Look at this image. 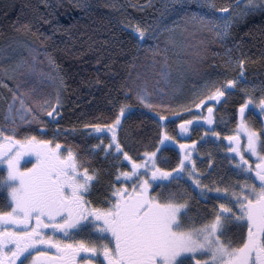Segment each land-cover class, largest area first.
<instances>
[{"label":"snow or ice","instance_id":"1","mask_svg":"<svg viewBox=\"0 0 264 264\" xmlns=\"http://www.w3.org/2000/svg\"><path fill=\"white\" fill-rule=\"evenodd\" d=\"M200 7L209 9L210 15L185 13L186 20L221 39L229 35L233 17L243 14L231 5L218 9L215 0H201ZM245 8L264 10V0H247ZM215 16L219 19H213ZM129 26L141 39L151 34L148 25L137 22ZM159 55L164 58L161 75L167 78L172 70L167 48ZM244 63L243 59L236 61L239 68L236 79H224L218 84L208 81L202 95H193L188 106L182 108L191 119H181L178 126L181 132L189 131L194 121L197 126H202L201 120L214 123L217 102L221 98L226 102L229 93L246 82ZM17 67L31 70L32 65L22 60ZM16 70L12 69L13 74ZM227 71L226 68L225 74ZM60 82L63 84L62 77ZM15 87L12 102L8 104L9 124L0 127V164L6 167L5 174L0 176V190L5 193L7 207V210L0 208V264H264V139L244 119L245 110L256 104L247 88L246 99L239 105L237 133L227 136V140L234 142L230 151L239 156L233 163L250 179L223 188L213 182L210 188L199 178L203 173L196 168L191 155L197 141L189 143L190 137H181L185 141L181 143L169 134L167 123L179 117L167 105L149 103L151 94L146 89H137L136 97L158 112L159 143L174 142L184 150L174 168L160 166L159 148L145 151L142 159H134L125 150L118 132L123 128L121 119L125 111L132 107L128 103L118 105L111 123L83 126L90 133H99L98 139L110 134L107 144L100 139L84 149L71 143L62 146L59 140L36 135L21 136L17 131L19 123L44 124L40 114L51 118L60 131L56 117L60 116L57 109L62 105L57 94L56 108L49 110L50 101H33L34 111L23 98L29 93H21L19 83ZM17 101L19 109L15 108ZM258 107L264 114V97L260 98ZM193 109L200 110V115H193ZM165 111L170 115H165ZM241 131L246 133L244 150ZM214 135L219 137L220 133ZM97 150L105 158L115 156L129 161L131 170L119 171L113 180L102 185L106 170L93 167L90 171L86 166L92 163ZM245 152L254 155L258 162L248 160ZM25 157H34V162L25 161ZM22 161L31 166L22 165ZM185 177L190 178L191 192L187 188L182 191L165 188L166 184ZM213 191L218 199L211 211L193 215V194L205 199ZM81 233L87 238L76 239Z\"/></svg>","mask_w":264,"mask_h":264},{"label":"rangeland","instance_id":"2","mask_svg":"<svg viewBox=\"0 0 264 264\" xmlns=\"http://www.w3.org/2000/svg\"><path fill=\"white\" fill-rule=\"evenodd\" d=\"M237 1L232 5V8L237 13L243 14L233 17L230 33L223 39L216 37L213 32L201 28L198 24L190 23L186 20L185 13L200 12L202 15H210L209 9L200 7L201 0H148L145 3H141L142 5H133L131 0H40V3L42 12H44L45 16L46 14L48 16V12L51 15H57L59 12H65L64 14L71 11L77 12L90 7L95 2L96 4L101 2L120 17L125 16V14H131L135 16L134 20L138 19L142 26H150L149 31L151 34L146 35L142 39L138 37V34L132 28L133 36L136 40V52L125 91L132 95V108L136 107L144 113H149L155 119H157L158 112L137 99V89H146L151 94L149 103L158 106L167 105L174 110L179 118H171L167 123V129L171 136H175L177 140L184 143L183 139L177 137L176 129L181 119L186 120L191 116L186 115L182 108L188 106L194 94H203L206 82L216 81L218 84L219 81L224 79L237 78L236 74L239 68L236 66V61L245 59L231 34V30L233 27L239 26L249 14L264 11L259 8L249 11L245 8L247 0H243L240 3H237ZM213 19H219V17L215 16ZM135 21L134 24L137 23ZM51 25L53 27V23ZM48 26L50 25L48 24ZM165 48H167L168 64L172 66L167 78L161 75L164 70V58L159 55ZM154 51L156 52L155 56L153 55ZM22 60H27L28 64L32 65L31 70L28 67H17ZM52 61L54 60L48 53L42 39L36 40L33 37L22 36L8 39L0 45V127H7L9 124L8 104L12 102V95L16 91L15 86L17 83L20 84L21 93H29L28 96L23 98L26 104L33 106L34 111L36 108L32 104L33 101H50L51 108L49 110L56 108L55 99L57 94H59L63 107L65 102L64 82L61 84V75L56 64H53ZM13 68L17 69L15 74L12 72ZM177 68L181 70L177 71ZM226 68L228 69L227 74H225ZM3 69H8L9 71L5 73ZM244 74L247 81L241 84L236 91L229 93L226 102L223 98L219 102L227 106L231 104L229 110L239 112L237 107L246 99L244 89L247 88L248 93L252 95V99L256 101V104L249 105V113L252 114L251 118L253 119L248 116L245 120L251 127L260 132L261 138L264 139V123H262L264 122V114L260 112L258 107L260 98L264 97V70L249 73L247 69H244ZM13 75H15V79L12 78ZM4 85H7V87ZM128 89H132V91L129 92ZM15 108H20L18 101L15 104ZM199 113L200 110L197 109L192 111L193 115H199ZM164 114L170 115L167 111ZM17 120L19 122V117H17ZM40 120L45 123L40 124L36 121L19 123L18 133L21 136L31 134L41 139H48L43 137V134L48 133V130H50L52 119L46 114H40ZM238 125L239 123L230 128L231 130L229 131H220L219 137L214 134L201 136L202 138L197 141V146L191 150L192 158L196 161V164L199 160L204 161L207 165L209 163L213 164V171L210 175H207L205 180L200 178L210 188L213 187V182L223 188L231 186L236 181L250 179L241 173L238 166L233 163V161L239 159V156L230 151V147L234 142L227 140V136L237 133ZM64 133L63 136L55 140H59L62 146L71 143L80 145L84 149H89L90 146L99 143L100 139L107 144L110 136L109 134L98 139L99 133H90L87 129L81 130L79 133L74 131ZM8 134L12 135L13 133L9 132ZM55 137L57 138L58 136ZM240 137L241 149L244 150L246 133L241 131ZM168 146L175 148L180 158L183 156L184 150L179 149V146L174 142L165 141L163 145L159 143L158 148L162 149ZM245 156L254 164L258 162L257 158L248 152H245ZM142 158L143 156L140 159ZM27 160L34 162V157H25V161ZM103 160L109 163V166L105 167L111 170V178L109 173L105 172L102 185H106L107 181L113 180L119 171L131 170L129 161L117 159L115 156L105 158L103 152L99 150L96 151L92 163L86 166L91 171L93 167L102 165L101 167L105 170ZM25 161L21 162L22 165L30 167L31 164H25ZM0 168L6 172L5 165L0 164ZM121 179L123 181V178ZM181 181L191 187L190 178L185 177ZM153 187L155 188L156 186L154 185ZM104 190L106 191V188ZM217 199L218 196L214 191L209 192L207 198H205L211 207L216 203ZM75 238L86 239L87 236L81 233ZM234 238H238V236L234 235Z\"/></svg>","mask_w":264,"mask_h":264},{"label":"trees","instance_id":"3","mask_svg":"<svg viewBox=\"0 0 264 264\" xmlns=\"http://www.w3.org/2000/svg\"><path fill=\"white\" fill-rule=\"evenodd\" d=\"M147 1L131 0L133 5ZM235 1L215 0V3L219 9L232 6ZM41 8L40 0H0V45L22 36L42 39L63 78L65 102L58 117L61 130L57 131L52 123L43 137L55 140L67 131L86 130L85 124L111 123L118 105H133L132 95L125 89L136 52V40L129 26L134 25L135 16L120 17L101 2L77 12L57 15L48 12V16ZM231 34L244 56V69L249 73L264 70V11L249 14L239 26L232 28ZM230 105H225L223 112L234 117ZM121 124L123 128L118 136L133 158L140 159L145 151L158 148L161 124L149 113L136 107L126 110ZM157 157L160 166L168 169L174 168L180 159L173 147L160 149ZM101 166L96 168L103 169ZM105 166L109 163L103 160L111 178V170ZM4 174L5 170L0 168V176ZM165 188L176 191L187 188L191 192V187L182 181H174ZM4 196L0 190V208L7 210ZM193 197V215L211 211L207 200L195 194Z\"/></svg>","mask_w":264,"mask_h":264},{"label":"flooded vegetation","instance_id":"4","mask_svg":"<svg viewBox=\"0 0 264 264\" xmlns=\"http://www.w3.org/2000/svg\"><path fill=\"white\" fill-rule=\"evenodd\" d=\"M246 81H247V78H246ZM224 106H225V104L223 105L220 102H218L217 105L214 107V111H213L214 123L213 124L209 125L207 121L201 120V121H199V124L202 126H197V122L194 121L190 130L187 132H181L179 127H177V129H176V132L178 133L177 137L178 138L190 137V140H188V142H191V140L198 141L199 139H201L205 135V133L214 134V133L220 132V131L231 130L230 128H233V127L230 124H233L234 126L237 125L240 121V114L238 111H233L232 113L234 114V117H232V116L227 117L223 112ZM237 108H239V107H237ZM245 111H246L245 115L246 114L247 115L244 117V119H246L248 116H249V118H251L252 114L249 113V108H247ZM199 115H200V113H199ZM199 115H196V116H199ZM204 115H207L206 110L204 111ZM222 118H223V120H222ZM56 119L58 120V117H56ZM189 119H191V117L186 119V120H189ZM168 147H171V146H168ZM206 167H207V169H206ZM196 168L199 169L201 173H203V175L200 176L199 178L205 180V177L207 175H210V173L213 171V164L209 163L207 165L204 161L199 160V161H197Z\"/></svg>","mask_w":264,"mask_h":264},{"label":"water","instance_id":"5","mask_svg":"<svg viewBox=\"0 0 264 264\" xmlns=\"http://www.w3.org/2000/svg\"><path fill=\"white\" fill-rule=\"evenodd\" d=\"M242 1H243V0H238L237 3H240V2H242Z\"/></svg>","mask_w":264,"mask_h":264}]
</instances>
